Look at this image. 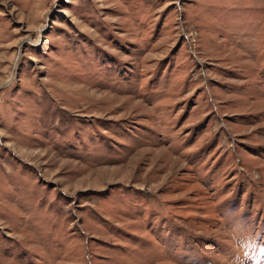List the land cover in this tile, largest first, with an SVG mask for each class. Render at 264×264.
I'll list each match as a JSON object with an SVG mask.
<instances>
[{
  "label": "rangeland",
  "instance_id": "rangeland-1",
  "mask_svg": "<svg viewBox=\"0 0 264 264\" xmlns=\"http://www.w3.org/2000/svg\"><path fill=\"white\" fill-rule=\"evenodd\" d=\"M0 264H264V0H0Z\"/></svg>",
  "mask_w": 264,
  "mask_h": 264
}]
</instances>
